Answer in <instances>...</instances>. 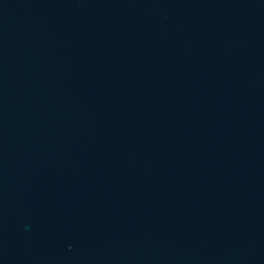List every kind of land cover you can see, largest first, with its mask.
<instances>
[{"label": "water", "instance_id": "1", "mask_svg": "<svg viewBox=\"0 0 264 264\" xmlns=\"http://www.w3.org/2000/svg\"><path fill=\"white\" fill-rule=\"evenodd\" d=\"M0 264H264V0H0Z\"/></svg>", "mask_w": 264, "mask_h": 264}]
</instances>
